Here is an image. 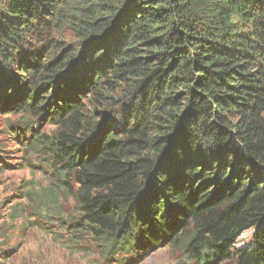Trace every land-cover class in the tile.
Listing matches in <instances>:
<instances>
[{
    "label": "trees",
    "instance_id": "trees-1",
    "mask_svg": "<svg viewBox=\"0 0 264 264\" xmlns=\"http://www.w3.org/2000/svg\"><path fill=\"white\" fill-rule=\"evenodd\" d=\"M63 28L76 49L23 54ZM11 108L53 118L74 227L113 258L175 231L190 261L264 264V0H0Z\"/></svg>",
    "mask_w": 264,
    "mask_h": 264
},
{
    "label": "rangeland",
    "instance_id": "rangeland-1",
    "mask_svg": "<svg viewBox=\"0 0 264 264\" xmlns=\"http://www.w3.org/2000/svg\"><path fill=\"white\" fill-rule=\"evenodd\" d=\"M27 41L23 54L36 51L43 60L64 47L76 49L78 34L67 28L49 35L41 30ZM10 70L19 74L15 66ZM21 77L31 85V76ZM85 97H77L83 105ZM54 123L48 114L0 110V264H202L181 253L172 242L175 231L158 236L157 246L146 249L142 259L126 254L121 262L113 258L111 248L104 252L103 242L78 232L75 199L45 146L55 136ZM36 137L44 142L38 143ZM251 233H242L236 247L247 245Z\"/></svg>",
    "mask_w": 264,
    "mask_h": 264
},
{
    "label": "water",
    "instance_id": "water-1",
    "mask_svg": "<svg viewBox=\"0 0 264 264\" xmlns=\"http://www.w3.org/2000/svg\"><path fill=\"white\" fill-rule=\"evenodd\" d=\"M168 152H169V150H165V151H164V155H167Z\"/></svg>",
    "mask_w": 264,
    "mask_h": 264
},
{
    "label": "clouds",
    "instance_id": "clouds-1",
    "mask_svg": "<svg viewBox=\"0 0 264 264\" xmlns=\"http://www.w3.org/2000/svg\"><path fill=\"white\" fill-rule=\"evenodd\" d=\"M116 258V257H115ZM117 260H119V258H116ZM120 262H121V259H120Z\"/></svg>",
    "mask_w": 264,
    "mask_h": 264
}]
</instances>
